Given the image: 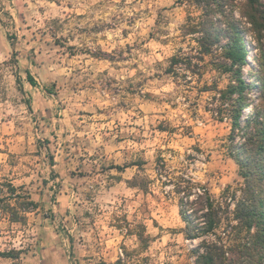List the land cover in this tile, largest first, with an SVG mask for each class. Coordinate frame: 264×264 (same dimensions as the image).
<instances>
[{
    "label": "clouds",
    "instance_id": "9594fccd",
    "mask_svg": "<svg viewBox=\"0 0 264 264\" xmlns=\"http://www.w3.org/2000/svg\"><path fill=\"white\" fill-rule=\"evenodd\" d=\"M253 122L256 0H0V264H264Z\"/></svg>",
    "mask_w": 264,
    "mask_h": 264
},
{
    "label": "trees",
    "instance_id": "16d2710c",
    "mask_svg": "<svg viewBox=\"0 0 264 264\" xmlns=\"http://www.w3.org/2000/svg\"><path fill=\"white\" fill-rule=\"evenodd\" d=\"M260 10L264 12V0H256ZM234 51H239L235 49ZM250 128L254 129L252 139L253 150L249 153V163L245 162V174H252V177L245 176L248 198L243 204H238L236 218L240 220L242 227L250 228L253 224L259 230L258 242L264 244V194L261 191L260 181L264 180V127L259 123L253 122ZM251 179V184L248 181ZM253 193L256 201L253 203ZM218 215H223L222 209ZM202 264H224L223 257L217 252H209L202 258Z\"/></svg>",
    "mask_w": 264,
    "mask_h": 264
},
{
    "label": "rangeland",
    "instance_id": "374dc122",
    "mask_svg": "<svg viewBox=\"0 0 264 264\" xmlns=\"http://www.w3.org/2000/svg\"><path fill=\"white\" fill-rule=\"evenodd\" d=\"M247 161L246 163H249V154L248 156L243 158V162ZM241 184L244 186V188H246V180L244 177L241 178ZM224 209H222V212L224 213ZM236 211V210H235ZM224 264H227L226 258H223Z\"/></svg>",
    "mask_w": 264,
    "mask_h": 264
}]
</instances>
